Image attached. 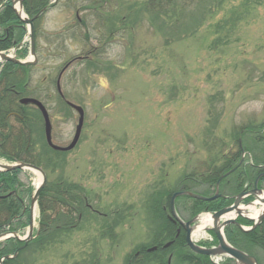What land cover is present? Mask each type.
Returning <instances> with one entry per match:
<instances>
[{
    "label": "rangeland",
    "instance_id": "374dc122",
    "mask_svg": "<svg viewBox=\"0 0 264 264\" xmlns=\"http://www.w3.org/2000/svg\"><path fill=\"white\" fill-rule=\"evenodd\" d=\"M35 27L33 55L26 33L5 50L30 62L24 90L8 86L2 95L10 99L6 118L14 123L19 100L34 97L49 116L51 141L64 147L79 117L64 101L82 108L74 148L47 153L39 167L47 184L62 180L82 193L88 209L36 240L35 204L34 238L9 264H159L175 234L166 198L181 189L210 195L236 162L264 160V0H49ZM22 106L34 152L46 151L35 107ZM13 153L0 147V163L22 161L6 157ZM240 173L227 177V192ZM18 180L28 210L41 176L24 169ZM191 203L176 199L180 218L195 214ZM27 216L3 232L22 239L27 225L17 224ZM210 227L193 229L197 244L215 243ZM249 250L264 264L262 248Z\"/></svg>",
    "mask_w": 264,
    "mask_h": 264
},
{
    "label": "trees",
    "instance_id": "16d2710c",
    "mask_svg": "<svg viewBox=\"0 0 264 264\" xmlns=\"http://www.w3.org/2000/svg\"><path fill=\"white\" fill-rule=\"evenodd\" d=\"M22 4L24 12L29 17H33L41 14L44 9L49 6V0H22ZM25 33V26L17 18L12 8V0H0V50L5 51L16 46L21 41ZM24 70L25 67L11 62L0 64V83L3 84V90L0 93V139H3L2 142H4L0 145V147L5 150L8 149L10 153L14 152L12 154L14 157H9L8 155L6 156L9 159H20L23 162L34 164L36 166H42V163L45 160L43 156L47 155V153L52 155L53 153L59 152L51 150L45 144L44 145L47 148V150L45 149L46 151L41 150L39 152H34L31 146L32 143L26 134V131L27 133H30L32 125L29 121L31 118L28 117V114H26V110L23 106H20L17 103L15 106L17 109L15 110L19 112L20 117L16 116L13 119L14 123L10 122L9 118H6L7 108L11 107L9 104L10 99L7 95L2 97L3 94L8 92V88L12 86L14 88L17 87L18 91L24 90L22 87V84L25 81V73H23L25 72ZM16 75V78L22 75L21 81L17 82V84L16 79L13 78ZM9 76H13L11 78L13 81L6 82ZM5 107L7 108L5 109ZM33 111H35L39 116V119H41L38 110L33 108ZM27 117L28 119L30 118L28 122L25 120ZM260 128L264 129V126H260ZM262 132H264V130ZM263 162L264 160L262 159L255 160L249 168H246L245 171L247 173L242 171L239 174V181L244 182L245 173L248 175L250 180L260 172H263L264 167L258 169L256 166V163ZM19 172L21 171L16 169L13 171H0V233L4 231L5 227H9V224H11L14 219L17 217L20 219L28 212L27 208L26 210L23 208L22 201L18 195V193H20L18 190V187L20 186L18 180ZM261 180H264V177L261 178ZM164 201L168 206L169 199L166 198ZM226 203L227 202L223 199H216L212 201L192 199L190 210H192L193 213H198L203 210L215 211L226 205ZM37 206L39 209L40 219L38 222L39 226L36 240H42L56 229L63 228L70 222L73 216L82 217V214L88 209L87 201L82 193L71 188H67L64 183H62V180L45 184L39 193ZM238 221L244 225H249L251 223L245 219H239ZM27 222L28 216L26 221H19L17 225H19V227H23L27 225ZM14 230L16 229L14 228ZM235 230L239 235L233 232ZM225 236L233 246L244 251L250 252L249 248L253 246L264 250V220L259 226L249 232H242L235 226L229 225L225 228ZM17 243L18 245L20 244L13 238H8L3 242H0V246L4 245L0 249V258L5 256L4 254H13L16 250H18L19 246L16 245ZM171 251L173 253V260L175 259V261H179L184 264H214L208 256L195 254L190 251L186 246L183 237L176 240L175 245L169 252ZM19 252L20 250L18 253ZM12 260L13 259H4L2 264H9ZM159 264H167V259L162 260Z\"/></svg>",
    "mask_w": 264,
    "mask_h": 264
},
{
    "label": "water",
    "instance_id": "95a60500",
    "mask_svg": "<svg viewBox=\"0 0 264 264\" xmlns=\"http://www.w3.org/2000/svg\"><path fill=\"white\" fill-rule=\"evenodd\" d=\"M16 6L18 7L20 12L16 8ZM12 8H13L16 16L18 17V19H20L23 23L28 25L29 35H30V46H31L30 53H31V55H33L34 54V37H33V25H32L33 19L28 18L24 14L23 6H22V0H12ZM0 60L13 62V63L19 64V65L30 64L29 61H20V60L14 58L13 56H10V55H8L4 52H1V51H0ZM19 103L22 105L32 104L39 110V112L42 116V119H43L45 140H46L47 145L50 148H52L53 150H57V151H68L75 146V144L78 140V137H79V133H80V129H81L82 121H83V110L81 107L74 105V104H71V103H68L71 107H73L78 112L79 117H78V123H77L76 129H75V133H74V136H73L71 142L67 146L62 147V146H58V145L53 144L51 141L50 120H49V116L47 114V111H46L45 107L42 105V103L39 100H37L35 98H31V97L21 98L19 100ZM14 169H31L33 171L38 172L39 175L41 176V181H40L39 185L36 187V189L34 190V193L30 199L29 225H28V232H27L26 236L24 238L20 239L16 233H14V232L11 233V236L16 237L17 239H20L23 241H28L31 238L32 228H33L32 210H33L34 205L37 203V198H38V195H39L41 189L43 188V186L46 183V175L41 168H39L35 165H32L30 163H25V162H16L14 164L0 163V170L11 171ZM231 171H233V170H230V172ZM261 175H263V174H261ZM262 193H264V191L261 189H257L256 187L250 191L240 192L235 196V199L231 205L223 207V208H221V209H219L213 213H210V216L212 219L211 229L213 230V232L215 233L216 238H217V245H215L212 248H204V247L198 246L197 244H195L193 242V240L191 238L192 229L189 227V225L193 221H195L197 218H193L192 220L187 221L185 223V227H186L185 228L186 229L185 241H186L187 246L193 252L198 253V254L207 255V256L221 255V254L228 255L229 257L232 258L233 264H259L253 255L247 254V253L231 246L230 244H228L224 235H223V228L228 224H235L236 226H238L243 231H249V230H252L254 227H256L264 218V208H263V212L261 213V215L258 216L257 219H255L254 224L249 228L242 227L236 221L235 217H227V215L229 213L233 212V213H235V216L240 215L242 217H246L241 212L240 201L242 200V198L245 195L251 194L257 200H259L262 205H264V197L259 196V194H262ZM178 195H188L192 198L205 200V201L213 200L218 196V194H215L213 196L206 197V196H202V195H199L196 193H192V192L187 191V190H180V191L174 192L170 197V212H171L172 217L175 220H179L177 218L175 210H174V199ZM180 223H181V221H180ZM5 235H6L5 233L0 234V240L2 238L4 239L6 237ZM167 245H169V243L165 244V246H167ZM6 258H10V257L6 256Z\"/></svg>",
    "mask_w": 264,
    "mask_h": 264
},
{
    "label": "flooded vegetation",
    "instance_id": "af4514ba",
    "mask_svg": "<svg viewBox=\"0 0 264 264\" xmlns=\"http://www.w3.org/2000/svg\"><path fill=\"white\" fill-rule=\"evenodd\" d=\"M238 165V166H237ZM237 166V167H236ZM235 169H234V173L237 172L238 170H242L243 167H244V163L243 161L241 160L240 162L238 161L237 164H235ZM232 168H234L232 166ZM231 167L224 170L222 173H220V175L218 176V178L216 179V182L214 184V191L217 190L218 192V198L219 199H225V200H233L234 199V196L241 192V191H245V190H250L252 189L253 187L256 186V188H261V182L262 180L261 179H258V181L255 183L254 180H252V183H250V180L248 178V175L245 173V181L244 182H240L239 181V177L237 179V187L236 189H234V192L233 193H229L226 191V186H228V184L230 183L228 180H227V177L230 176L231 174L229 175H226L227 172L230 171V169H232ZM233 170V169H232ZM244 171V169L242 170ZM239 172V171H238ZM245 172V171H244ZM230 191V190H229ZM232 191V190H231ZM229 193V194H228ZM177 212V210H176ZM177 217L180 219V221H182L180 223L179 220H174L173 218H169L168 220L171 222V224L173 225V228L175 230V234L173 235L172 239L169 241L170 244L169 246L167 247L168 249L171 250V248L175 245L176 243V240L181 238V237H184L185 236V232H186V227H185V224L184 222L188 221V220H192L195 215L194 214H188V215H185V217L183 218H180L179 215H178V212H177ZM194 224L191 223L189 225V227H192ZM169 250V251H170ZM171 258H173V253L172 251L168 253V258L167 260L170 262ZM259 260V259H258ZM168 262V263H169ZM260 262V260H259ZM262 263V262H260ZM224 264V263H223ZM263 264V263H262Z\"/></svg>",
    "mask_w": 264,
    "mask_h": 264
},
{
    "label": "bare ground",
    "instance_id": "6f19581e",
    "mask_svg": "<svg viewBox=\"0 0 264 264\" xmlns=\"http://www.w3.org/2000/svg\"><path fill=\"white\" fill-rule=\"evenodd\" d=\"M16 7H17V6H16ZM17 9H18V7H17ZM18 11H19V9H18ZM19 12H20V11H19ZM19 44H20V42H19ZM19 44H17V46H18ZM22 44H23V43H22ZM0 140H1V139H0ZM44 140H45V139H44ZM0 145H1V144H0ZM244 171H245V170H244ZM245 172H246V171H245ZM37 173H38V172H37ZM246 173H247V172H246ZM38 175H39V173H38ZM253 176H254V175H253ZM256 176H257V175H256ZM263 195H264V194H263ZM263 195H260V196L263 197ZM258 204H260V206L257 208L256 205H258ZM241 208L243 209L244 206H241ZM246 208H247V214L250 215V216H252L253 218L257 219V217L260 216L261 213L263 212L264 205H262V204L260 203L259 200H256L254 204H252V205H248V206H246ZM241 212H242V211H241ZM242 213H243V212H242ZM233 215H235V213H233V212L228 214V216H233ZM211 223H212L211 216L207 215V216H205V217H201V222H200L199 224L196 225V227H195V232H198V230H202L203 228L206 227V225L211 224ZM21 250H22V249H21ZM7 256H9L11 259L15 257L14 254H9V255H7Z\"/></svg>",
    "mask_w": 264,
    "mask_h": 264
}]
</instances>
